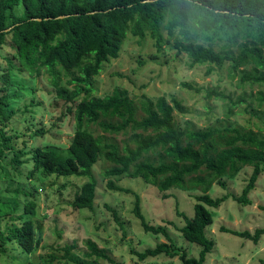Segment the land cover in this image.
I'll return each mask as SVG.
<instances>
[{"label":"trees","instance_id":"obj_1","mask_svg":"<svg viewBox=\"0 0 264 264\" xmlns=\"http://www.w3.org/2000/svg\"><path fill=\"white\" fill-rule=\"evenodd\" d=\"M128 37H136L139 43L148 37L159 52L169 45L185 54L189 67L206 65L208 74L225 69L229 80H234L242 93L235 97L218 88H205V95L224 101L226 117L247 103L246 86H250V102L245 110L252 115L259 112L252 105L253 99L258 107L264 106V89L252 90L254 85L264 86V0H0V59L7 64L6 68L0 67V159L9 158L6 164L12 166L15 174L29 162L27 182L51 175L62 178L64 184L72 177L79 178L81 183L69 202L73 210L92 209L97 182L93 167L100 159L106 164L101 175L111 190L130 193V189L115 184L114 180L124 178L143 179L156 186L163 198L169 196L166 191L185 188L186 183L199 186L202 193L196 196L193 215L180 213L185 223L179 228L185 239L202 246L199 256L189 257L185 251H177L171 239L170 244L158 243L137 255L139 261L165 253L170 257L177 255L182 264H205L206 254L214 247L213 238L206 235L213 222L209 207H218L228 198H212L208 191L215 182L225 187L222 178H233L249 165L252 172L241 194L230 196L244 205L249 203L247 194L264 171V124H256L257 131L231 125L196 129L188 121L178 120L176 112H189L176 98L170 102L164 96L144 99L140 102L143 114L138 117L135 102L126 89L115 87L110 93L92 94L94 77L104 63L118 57ZM6 45H10L12 57L1 54ZM71 69L78 76L69 80L75 83L69 90L61 84L60 74ZM42 71L50 75L55 98L71 103L67 109L73 113L74 132L65 155L52 144L28 149L30 120L24 131L7 129L9 119L17 113V109L9 107L11 97L16 96L10 87L22 86L13 81L11 72L34 76ZM183 86L194 88L189 83ZM26 110L28 105L23 112ZM26 118L23 121H28ZM92 125L99 130L91 129ZM31 134L42 135L43 129ZM106 134H129L131 140L119 144L109 141ZM0 167V179H11ZM33 187L16 181L14 188L7 187L11 198L0 199V254L10 242L27 254L35 253L41 244L44 225L42 219L33 218L37 206V190ZM133 193L132 211L142 230L170 238L165 227H156L145 219L140 197ZM260 208L264 217V205ZM113 215L121 226L115 210ZM4 219L7 220L1 228ZM54 228L59 233L57 225ZM222 230L254 242L264 234V226L253 232L224 227ZM81 241L85 249L80 259L69 256L77 250V240L64 248V257L73 264H86L87 259L88 264H125L112 258L91 237ZM48 260L52 262L51 254ZM49 261L44 259L41 264Z\"/></svg>","mask_w":264,"mask_h":264},{"label":"rangeland","instance_id":"obj_2","mask_svg":"<svg viewBox=\"0 0 264 264\" xmlns=\"http://www.w3.org/2000/svg\"><path fill=\"white\" fill-rule=\"evenodd\" d=\"M16 11L19 12V9L17 8ZM9 46L6 45L1 49L2 55L13 54L9 53L11 51ZM0 67H7L3 58L0 59ZM206 68L204 64L189 67L185 54L177 53L169 45L159 52L155 49L153 40L148 37L141 43L136 37H128L118 57L104 63L100 73L94 77L95 89L92 94L110 93L115 87L126 89L135 102L138 117L143 114L140 108L142 100L164 96L170 102L172 98H176L189 112L185 115L176 112L178 120L188 121L192 128H221L231 125L257 131L256 124H264V106L258 107L257 100L253 99L252 105L259 112L252 115L250 111L245 110L246 104L250 102L248 97L250 86L245 87L248 92L247 103L240 104L234 114L226 117L224 101L214 100L212 97L206 98L205 88H218L225 93H232L235 97L242 93V88L235 86L234 80H229L225 69L208 74ZM49 76L48 72L43 71L34 76H30L27 72L23 75L19 72H11L13 81L22 86L10 87L11 94L16 96L11 97L9 107L17 109V113L9 119L7 129L24 131L27 122L31 121L32 128L26 134L28 149L52 144L56 151L65 155L74 132L73 113L67 109L71 103L64 104L63 99L55 98L54 85L51 84ZM77 76L78 72L75 69L69 72L61 71V84L72 90L75 83L69 80ZM183 83H189L194 88H186ZM195 88L201 90L196 91ZM258 89H264V86L254 85L252 88L253 92ZM32 102L34 105H31ZM27 105L28 110L23 112ZM23 117H27L28 121H23ZM90 128L99 130L96 125ZM35 129H43V134L32 136L31 133ZM97 132L101 131L95 133ZM106 136L109 141L119 144L124 140H131L129 134L117 137L106 134ZM18 141L19 145L22 139ZM6 160L9 161V158ZM6 160L1 158L0 166L11 175V179H0V199L11 198L12 192L8 191L7 187L14 188L16 181L25 182L27 186H35L37 206L33 218L42 219L44 229L41 244L35 253L22 252L15 242L6 243L5 252L0 254V264H41L44 259L49 261L50 254L53 260L48 264H73L64 257V248L73 240H77L75 248L77 250H72L69 256L80 259L81 252L85 249L81 240L86 237H91L100 247H105L112 258L122 260L125 264H182L177 255L170 257L165 253L148 255L143 261L138 260L137 253L143 252L146 248H154L158 243L170 244V239L177 251H185L189 257L199 256L202 246L185 239L179 230L185 223L180 213H184L187 217L193 215L196 196L202 193L199 186H190L186 183L185 188H172L166 191L169 196L163 198V193L159 192L156 186L146 184L143 179L124 178L120 181L114 180L115 184L132 192L111 190L106 187V179L101 175L100 171L106 164L100 159L93 167L97 182L92 209L73 210L69 202L81 183L79 178L72 177L70 182L64 184L62 178L51 175L27 182L25 174L30 168V163L21 165L18 168L20 173L15 174L12 166L6 164ZM251 172L252 167L246 165L235 177L221 179L225 181V187H221L216 182L211 185L208 193L212 198L223 195H227L228 198L218 207H209L213 222L207 227L206 235L213 238L214 247L206 254L205 264H264V234L254 242L222 230L224 227L230 230L253 232L254 229L264 226V217L260 208L264 205V171L260 173L255 186L247 194L248 204L244 205L230 197L241 194ZM1 175L3 171L0 169ZM133 192L140 197L141 211L145 219L156 227H165L170 238H166L162 233L155 234L142 230L140 220L132 211L135 199ZM113 210L117 213L121 226L116 222ZM5 220L7 219L2 220L1 228L4 227ZM55 225L59 233H56ZM85 263L88 264V259ZM99 264L103 263L99 262Z\"/></svg>","mask_w":264,"mask_h":264}]
</instances>
